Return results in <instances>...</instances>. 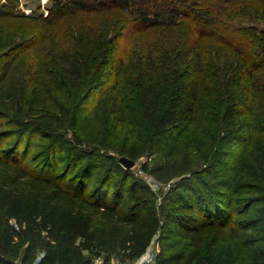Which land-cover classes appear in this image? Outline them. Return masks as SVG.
<instances>
[{
	"label": "trees",
	"instance_id": "16d2710c",
	"mask_svg": "<svg viewBox=\"0 0 264 264\" xmlns=\"http://www.w3.org/2000/svg\"><path fill=\"white\" fill-rule=\"evenodd\" d=\"M1 6L0 19L18 20L17 0ZM84 11L113 18L109 29L82 28L75 42L64 41L60 63L67 82L58 91L71 89L72 81L77 95L71 110L68 99L65 114L78 125L81 118L104 113L113 138L126 126L132 135L139 132L130 145L108 139L96 145L135 162L154 155L155 164L144 170L162 185L176 181L159 202L151 186L113 154L103 156L100 174L90 181L75 172L81 159L67 177L49 175L21 160L18 148L0 142V264H19L14 258L19 239L27 243L21 264H95L93 258L110 264L112 255L135 261L155 240L162 248L157 264H264V147L252 144L254 135L263 136L252 115L261 100L258 80L264 78V5L253 0H53L50 17L41 19L54 24ZM151 31L155 40L134 61L132 41ZM203 47L226 57L210 77ZM40 54L35 55L41 61ZM5 55H0V82L13 63ZM40 61L25 72L34 83L46 68ZM127 78H136L128 97L122 94ZM205 78H225V86L233 89L226 91L223 129L207 164L198 169L179 150L216 87ZM82 87L87 89L80 95ZM93 97L97 101L90 108ZM77 140L60 132L54 137L71 155L83 152L86 140Z\"/></svg>",
	"mask_w": 264,
	"mask_h": 264
},
{
	"label": "rangeland",
	"instance_id": "374dc122",
	"mask_svg": "<svg viewBox=\"0 0 264 264\" xmlns=\"http://www.w3.org/2000/svg\"><path fill=\"white\" fill-rule=\"evenodd\" d=\"M253 1L257 6L264 5V0ZM4 3L5 0L0 1V11L1 5ZM52 6L53 0H17L16 12L18 14L16 15L19 16L18 20L0 19V55L1 53L2 55L6 54L7 60H13L10 75L0 82V142H3L4 148H18L17 155L21 160L36 166V171L49 175L67 177L75 161L81 159L82 164L77 167L75 172L79 170L85 180L92 181L100 174L97 170L103 163V156L113 154L119 161L123 157L114 151L98 147L97 142L108 139L120 145H130L133 139L139 136V132L135 131L132 135L130 127L126 126L119 129L117 138H113L109 133L112 122L104 113L100 116H92L93 119L89 118V120L81 118L78 125H74L71 115L65 114L69 107L68 99L73 102L69 107L70 110L77 100L76 89L71 84L72 81L68 82L71 89L64 86L63 91H58V88L67 82V78H62L60 54L66 45L64 41L75 42L80 29L89 28L88 32H92L90 28H93L94 32H102L109 29V19H112L113 16L107 12L84 11L70 14L57 23L47 24L41 17L49 18ZM156 32L159 31L156 30ZM156 36L151 31L150 34L147 32L135 38L130 47L131 58L136 61L137 54L140 52L143 54V48L152 43ZM108 38L101 40L99 47ZM26 45L28 47L23 49ZM31 49L34 53L33 56L30 53ZM40 50L41 61L35 55ZM67 50L71 51L72 49L68 46ZM205 50H207L204 58L207 61L205 75L209 74L210 77V70L215 68L217 63L220 65L225 63L226 57L218 55L211 48L203 47V51ZM35 61H40L43 66H46L36 83L33 82L34 78H27L25 75L27 66ZM163 80L164 78H161L160 91L158 92L161 97L165 95L162 91V88H165ZM204 81L207 83L212 81L216 87H212L211 96L207 97L204 103L200 123L198 122L197 126H191L182 136L179 150L180 155L189 157L198 169L207 164L208 152L214 146V138L223 129L221 116L223 108L227 104L228 94L226 91L230 93L233 89L231 85L229 88L225 86V78L216 80L205 78ZM258 82L261 100L252 117L263 136L254 135L252 144L264 147V78L259 79ZM135 83L136 78H127L125 92L123 91L122 94L130 96L132 85ZM86 89V87H82L79 94H84ZM215 94L217 95L216 99H214ZM96 101L97 97H93L88 106L92 108ZM147 128L151 129L149 126ZM59 132L75 141V144H78V138L83 139L82 141L86 140L81 148L83 152H78L76 155L66 153L54 141L55 134ZM145 136H150L149 130ZM53 150H55V160L52 157ZM155 158L156 156L147 153L137 159L132 168L126 167L121 161L120 163L124 168L133 170L135 175L147 184L153 183L155 186H151V188L154 187L153 192L161 202L164 194L170 190L176 180L170 185L156 186L159 183L148 173L149 171L143 170L144 166H148L150 169L155 164ZM148 177H151L153 181L148 180ZM26 248L27 243L22 239L16 242L14 258L19 264L22 262ZM175 250L172 249L170 253ZM161 251V246L155 240L143 257L135 261H126L121 256L112 255L110 264H157ZM97 260H102V258H93V263L97 264Z\"/></svg>",
	"mask_w": 264,
	"mask_h": 264
},
{
	"label": "water",
	"instance_id": "95a60500",
	"mask_svg": "<svg viewBox=\"0 0 264 264\" xmlns=\"http://www.w3.org/2000/svg\"><path fill=\"white\" fill-rule=\"evenodd\" d=\"M120 161H121V163H123V164H124L126 167H128V168H132V167H134L135 164H136L135 161H133V160L127 158V157H122V158L120 159Z\"/></svg>",
	"mask_w": 264,
	"mask_h": 264
},
{
	"label": "built area",
	"instance_id": "2783aa9c",
	"mask_svg": "<svg viewBox=\"0 0 264 264\" xmlns=\"http://www.w3.org/2000/svg\"><path fill=\"white\" fill-rule=\"evenodd\" d=\"M144 170V169H143ZM149 173V172H148ZM151 175V174H150ZM152 176V175H151ZM154 178V177H153ZM155 179V178H154ZM148 180H150V181H153V179L151 178V177H148ZM156 180V179H155ZM157 181V180H156ZM158 182V181H157ZM159 183V182H158ZM171 183H169V184H166V185H170ZM150 186H155L153 183H150ZM157 187H162L163 185L162 184H160L159 183V185H156ZM165 186V185H164ZM154 188V187H153ZM152 188V189H153ZM154 191V190H153ZM98 262H103L102 260H97V264H98Z\"/></svg>",
	"mask_w": 264,
	"mask_h": 264
}]
</instances>
